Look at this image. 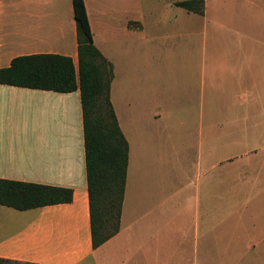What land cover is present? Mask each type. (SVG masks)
<instances>
[{
	"label": "crops",
	"instance_id": "0c3cea01",
	"mask_svg": "<svg viewBox=\"0 0 264 264\" xmlns=\"http://www.w3.org/2000/svg\"><path fill=\"white\" fill-rule=\"evenodd\" d=\"M176 1L84 0L129 147L119 230L95 248L79 90L0 83V178L72 189L67 203L0 204V257L243 264L257 246L264 264V0H204L203 14ZM36 53L77 64L72 0H0V68Z\"/></svg>",
	"mask_w": 264,
	"mask_h": 264
},
{
	"label": "trees",
	"instance_id": "16d2710c",
	"mask_svg": "<svg viewBox=\"0 0 264 264\" xmlns=\"http://www.w3.org/2000/svg\"><path fill=\"white\" fill-rule=\"evenodd\" d=\"M204 13V0L174 3ZM76 23L77 64L69 56L36 53L14 57L0 68V83L70 92L78 89L82 108L84 155L92 246L119 230L128 166V142L111 100L113 66L93 43L84 0H72ZM72 189L0 178V204L24 210L67 203ZM0 264H37L0 257Z\"/></svg>",
	"mask_w": 264,
	"mask_h": 264
},
{
	"label": "rangeland",
	"instance_id": "374dc122",
	"mask_svg": "<svg viewBox=\"0 0 264 264\" xmlns=\"http://www.w3.org/2000/svg\"><path fill=\"white\" fill-rule=\"evenodd\" d=\"M154 3H156V0H154ZM165 13V11H163ZM254 221H256V216H254ZM251 221L250 216L248 217V209L244 208V225L245 223H247L248 221ZM248 233L249 237L246 238V234ZM249 241H254L256 240L255 237V232L254 230H250L249 232H246L244 230V244ZM245 246V245H244ZM257 250V246H254L251 250L250 253L244 254V260H243V264H258V254L256 253ZM262 260V259H261Z\"/></svg>",
	"mask_w": 264,
	"mask_h": 264
}]
</instances>
